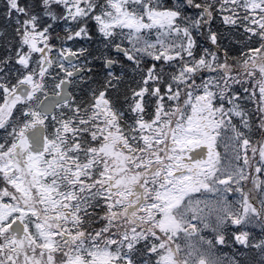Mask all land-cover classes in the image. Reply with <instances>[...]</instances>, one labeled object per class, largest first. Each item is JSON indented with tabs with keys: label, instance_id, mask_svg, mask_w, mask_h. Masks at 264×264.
Segmentation results:
<instances>
[{
	"label": "snow or ice",
	"instance_id": "6c2138e0",
	"mask_svg": "<svg viewBox=\"0 0 264 264\" xmlns=\"http://www.w3.org/2000/svg\"><path fill=\"white\" fill-rule=\"evenodd\" d=\"M0 264H264V0H0Z\"/></svg>",
	"mask_w": 264,
	"mask_h": 264
}]
</instances>
